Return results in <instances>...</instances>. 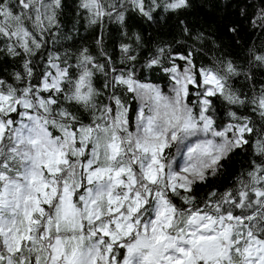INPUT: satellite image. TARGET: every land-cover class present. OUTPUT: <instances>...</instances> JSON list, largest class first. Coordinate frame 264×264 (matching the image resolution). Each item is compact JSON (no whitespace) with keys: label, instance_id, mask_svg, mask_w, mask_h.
I'll list each match as a JSON object with an SVG mask.
<instances>
[{"label":"clouds","instance_id":"9594fccd","mask_svg":"<svg viewBox=\"0 0 264 264\" xmlns=\"http://www.w3.org/2000/svg\"><path fill=\"white\" fill-rule=\"evenodd\" d=\"M65 3L0 0V264H264V37L181 67L128 22L189 0Z\"/></svg>","mask_w":264,"mask_h":264},{"label":"trees","instance_id":"16d2710c","mask_svg":"<svg viewBox=\"0 0 264 264\" xmlns=\"http://www.w3.org/2000/svg\"><path fill=\"white\" fill-rule=\"evenodd\" d=\"M75 0H73V3ZM193 5L190 11H181L178 15L168 13L164 15L162 10L155 13L157 18V26L137 18L134 14L129 15L128 27L129 31L133 27H137L144 33L146 43L151 49V43L157 38L175 43L177 39L183 38L187 43L177 45L174 49V54L177 56V64L181 67L184 62L179 60L180 55H187L192 51L190 45L194 43L193 37L197 33H203L206 38H214L221 43L222 48H229L233 55H238L242 49L240 42L247 48L249 44H255L261 37H264V29H261L259 21L254 24L253 21L257 19V12L259 9H264V0H189ZM65 6L71 11V5L65 3ZM241 9L244 14L241 15ZM161 18L162 22H161ZM70 23V18H68ZM81 28H83V21H81ZM188 29L192 35H188L184 29ZM235 29V31H233ZM113 31H118L113 28ZM151 33V35H148ZM205 43L212 47L211 39H206ZM146 53H142L145 55ZM207 63V58L200 55L193 63L199 69L200 61ZM7 58L4 62V67L8 66ZM3 68L0 67V75H3ZM155 79V77H153ZM135 103L133 102V110ZM236 156L241 153L237 150ZM243 159H247V155L243 154ZM238 161L233 158L232 163L227 165L228 177L236 170ZM228 177L222 182L226 184Z\"/></svg>","mask_w":264,"mask_h":264},{"label":"snow or ice","instance_id":"6c2138e0","mask_svg":"<svg viewBox=\"0 0 264 264\" xmlns=\"http://www.w3.org/2000/svg\"><path fill=\"white\" fill-rule=\"evenodd\" d=\"M185 3V0H179V4L177 5H173V7H177V6H180V5H183ZM188 29H185V31H187ZM184 57L183 56H180L179 57V60H183ZM174 71L176 70L175 68L173 69ZM205 82H213L212 78H211V74H209V78L205 81ZM124 83L128 84L129 85V91H132V82L131 81H124ZM211 95V93H209ZM10 100V97L8 96H3V95H0V110H2V102H7ZM3 131V124H0V132ZM63 155V153H56V156H55V162L56 163H60V157ZM66 162V161H65ZM45 167H47V165H45ZM58 170V169H57ZM49 171H51V169H49ZM44 188H47V184L43 185ZM209 219H212L211 217H209ZM228 219H233V216L230 214ZM251 219V217H250ZM241 222L242 221V218H241ZM117 227H119V225H117ZM203 227V226H202ZM104 231V230H102ZM104 235H111L110 233L104 231ZM157 239H161V237H157ZM197 241H200V240H212V239H215V237L213 236H208V237H204V236H199V237H196L195 238ZM179 251L183 254V252L185 251L184 249H179ZM169 261H170V264H185L184 262V259H183V256L181 255L180 257H177L176 259L172 260L171 258H168Z\"/></svg>","mask_w":264,"mask_h":264}]
</instances>
